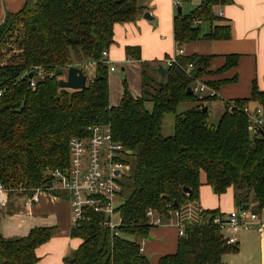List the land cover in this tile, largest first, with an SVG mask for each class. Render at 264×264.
Masks as SVG:
<instances>
[{
    "label": "trees",
    "instance_id": "trees-1",
    "mask_svg": "<svg viewBox=\"0 0 264 264\" xmlns=\"http://www.w3.org/2000/svg\"><path fill=\"white\" fill-rule=\"evenodd\" d=\"M231 2L201 0L190 14L178 13L173 27L177 49L201 40L229 39L230 26L201 35L200 24L219 20L214 8ZM147 10L141 0H27L0 25V183L9 197H29L50 182L53 170H66L71 138L87 135L90 125L110 124L114 138L131 151L126 164L134 155L133 172L122 182L123 198L131 190L119 207L120 236L112 237L96 214L80 227L72 226L71 237L82 241L72 264H151L141 249L154 227L148 209L170 222L174 211L199 205L202 173L215 194L234 188L239 208L250 205L251 211L264 214V134L251 136L241 109L264 107V91L254 82L249 98L224 101V113L212 123L209 104L219 97L188 93L194 81L184 70L193 63V76L219 91L237 77L207 76L235 68L238 55H226L222 67L210 70L216 55H178L177 63L168 66L164 61H142L140 48L128 47L127 55L141 61V95L134 97L125 79L119 105H111L110 70L103 53L115 43L116 24L136 22ZM91 62L93 77L86 88L59 86L63 78L56 75L58 68L86 71ZM159 64L165 76L156 71ZM38 67L46 76L33 87ZM183 102L194 106L179 113ZM171 113L176 115L174 134L164 136V118ZM225 216L219 209L204 210L197 220L187 221L176 252L162 256L159 264H225L226 254L240 250L239 243L227 244L226 232L213 222L216 217L226 222ZM58 233L57 225L33 227L25 236L0 233V264L37 263V249Z\"/></svg>",
    "mask_w": 264,
    "mask_h": 264
},
{
    "label": "crops",
    "instance_id": "crops-1",
    "mask_svg": "<svg viewBox=\"0 0 264 264\" xmlns=\"http://www.w3.org/2000/svg\"><path fill=\"white\" fill-rule=\"evenodd\" d=\"M148 1L147 12L151 13L152 19H146L144 17L146 12H143L136 22L115 25V43L108 51L110 62L116 68L114 71L109 69L110 103L112 106L119 105L124 93L123 84L122 86L117 85V98L112 99L114 94L112 84L114 80L117 81V66L125 71L128 77L134 68L139 69L140 88L136 94L132 91L130 77L126 81L134 97L141 95V61L127 55L128 47H139L141 60L150 62L164 61L173 56L177 50L174 41V18L183 11L181 7L176 10L175 1H179V4L181 1ZM25 3L26 0H0V25L8 12L20 11ZM179 8H181V12L178 11ZM214 10L221 18L213 24L201 22V35L209 33L217 26H230L231 37L225 40H201L189 43L184 46V50L187 55H216L210 70L222 67L226 55L236 54L239 56V62L235 68L222 74L207 76L214 80L237 77L235 81L223 84L219 90V97L223 101L221 105L217 106L214 113L215 119H217V122L214 123H218L225 111L224 101L249 98L254 82L260 90L264 91V0H232L229 4L216 6ZM251 105L255 106V104ZM209 108L210 110L212 108L210 104ZM14 198H16L14 200L17 204L24 200L29 210L21 212L19 206L18 211L9 208L10 211L7 212L4 209L6 206L3 208L4 205H1L0 233L5 237L23 236L28 234L33 227L47 225L50 217H54V224L58 226L59 233L37 249L39 261L35 264H72L71 257L82 241L78 239L77 244H71L67 237L61 236L63 232L68 233L72 229V225L64 226L63 224L64 213L68 222L71 218L73 220L68 196L55 197L44 194L39 201H32L30 205H27V195L16 193ZM197 207L203 210L219 209L226 214L239 209L232 188L220 196L215 194L211 185L207 183L205 173L201 174L199 205L195 206L190 203L186 212H183L186 214L185 217L190 210L196 211ZM178 238L179 227L175 221L153 227L149 239L141 241L143 253L149 257L151 264H159L162 256L176 252ZM237 238L240 247L239 256L242 260L240 263L231 260L228 262L229 264H264V233L258 225L250 230L240 231ZM45 246L53 249L55 252L53 257L42 258L40 251Z\"/></svg>",
    "mask_w": 264,
    "mask_h": 264
},
{
    "label": "built area",
    "instance_id": "built-area-1",
    "mask_svg": "<svg viewBox=\"0 0 264 264\" xmlns=\"http://www.w3.org/2000/svg\"><path fill=\"white\" fill-rule=\"evenodd\" d=\"M178 4L179 1H175V5ZM183 54H185L184 47L177 49L175 54L165 59L164 62L170 66L177 63L178 55ZM102 60L108 64L111 71L116 69L110 62L107 50L104 51ZM93 66L94 63L91 62L87 64L86 71L83 70L88 75V82L93 77ZM193 69V63H189L184 69L186 74L193 78L194 82L190 86L193 93L199 97H219L217 89L207 84L202 78L193 76ZM45 76L43 69L38 67L35 77L31 80V85L36 86L37 80L44 79ZM234 106L232 104L230 108L232 109ZM241 109L248 118L251 136L260 135L264 131V107L245 105ZM69 148V167L66 170H53L50 173V182L45 187L36 189L27 198V205H30L32 201H39L42 194L55 197L67 195L71 205L74 227H80L83 222L96 214L99 224L104 225L112 237L120 236L122 217L119 207L120 200L123 198L122 182L126 175V162L129 160L131 151L114 138L110 124L88 126L87 135L73 136L69 142ZM8 199L9 192L0 183V205H6ZM203 212L202 208H198L199 216ZM147 215L150 224L154 227L163 225L162 218L153 208L148 209ZM181 215L180 210L174 211L170 221H175L179 227V234L184 236L187 221L192 223L194 219L191 215L183 219ZM224 218L226 222H222L220 217L214 218L213 222L220 225V228L226 232V242L229 245L238 243L237 235L242 230H250L258 225L264 233V214L237 209L226 214Z\"/></svg>",
    "mask_w": 264,
    "mask_h": 264
},
{
    "label": "rangeland",
    "instance_id": "rangeland-1",
    "mask_svg": "<svg viewBox=\"0 0 264 264\" xmlns=\"http://www.w3.org/2000/svg\"><path fill=\"white\" fill-rule=\"evenodd\" d=\"M27 1V0H26ZM144 4H148V0H141ZM181 1V4L177 5L176 6V10L178 7H181L182 8V11H183V14H190L200 3L201 0H180ZM134 71L130 72L129 73V77H130V80L128 79V75H126V72L123 71L119 66H117V71H116V76H117V81L114 80L113 84H112V91L114 92L113 94V100L117 98V85L119 86H122L123 84V81L125 79L129 80L132 84V91L136 94V92L139 91V88H140V76H139V69L138 68H134L133 69ZM68 71V70H67ZM67 71H64L65 75H61V78L66 79L67 78ZM89 72V70L87 69V73ZM34 87V86H33ZM222 99L219 97L217 100L215 101H212L210 103V106L212 107L211 110H210V122L214 123V122H217V119H215V115L214 113L216 112V108L217 106L220 104H222ZM152 102H148L147 103V107L149 109H152ZM194 104L192 102L190 103H181L179 105V108H178V112L179 113H182L188 109H190L191 107H193ZM244 107V106H243ZM175 114L174 113H171V114H167L164 118V122H163V135L164 136H171L174 134V126H175ZM262 133V132H261ZM264 134V133H263ZM133 168H134V155L131 156L130 158V162L127 164L126 168H125V173L128 175H131L132 172H133ZM131 189H128V191H125V196L124 198H122L120 200V202L122 203V201H124L126 198H127V195L129 194ZM233 192L235 193L234 191V188H232ZM44 194L40 195V198L41 196H43ZM63 195H60L59 197H61ZM15 195H12L9 197L8 199V202L6 205L3 206V208L6 206L5 211H10L11 208H13L12 210H17L19 209V206L21 207V212L23 211H28L29 209H27V206L25 204V201L22 200L21 203L19 202V204H17V202L15 201L16 198H14ZM15 199V200H14ZM235 199V198H234ZM196 205V204H195ZM237 205V204H236ZM249 206V205H248ZM10 208V209H9ZM187 208V207H186ZM186 208L183 209V212L185 213L186 212ZM239 209H242L239 208ZM195 210H197L195 208ZM243 210V209H242ZM250 212H253L250 210V207L248 209ZM182 213V218L183 219H186L187 217H185L186 214ZM197 213V214H196ZM191 215V217H193L194 221L197 220L199 218V214L197 211H192L190 210L187 214V216ZM70 221L68 222L67 219H66V214L64 213V216H63V224L64 226L66 224H70L73 226V220L72 218L69 219ZM55 222V219L54 217H50V219L48 220V223L47 225H55L54 224ZM164 223H167L166 221H163V224ZM29 233V232H28ZM68 234V235H67ZM27 235V233H26ZM25 236V235H23ZM62 237H67L69 239V242L71 244L75 243L77 244L78 243V239L81 240L80 238H77V239H72L70 237V232H63L61 234ZM60 237V236H59ZM61 240V239H60ZM64 240V239H63ZM53 241H56V240H53ZM62 241V240H61ZM142 244V243H141ZM48 246H45V247H42V250L40 251V253H42V258L44 259H49L51 257L54 256V251L52 248H47ZM47 248V249H45ZM45 249V250H44ZM243 257V256H242ZM224 260V263L225 264H229L228 262L229 261H234V262H241L242 258H240L239 256V252L238 253H229V254H226L223 258Z\"/></svg>",
    "mask_w": 264,
    "mask_h": 264
},
{
    "label": "water",
    "instance_id": "water-1",
    "mask_svg": "<svg viewBox=\"0 0 264 264\" xmlns=\"http://www.w3.org/2000/svg\"><path fill=\"white\" fill-rule=\"evenodd\" d=\"M179 12H181V8L178 9ZM144 17L146 19H152L153 17L151 16L150 12H146L144 14ZM156 71L160 74V76H165L166 75V69L162 64H159L156 68ZM64 74V71L62 68H58L56 70V75L60 76ZM32 75V73H31ZM88 85V75L83 71V69L76 67V66H72L68 69L67 71V78L64 80H61L59 82V86L61 88H67V89H71V90H81L86 88ZM188 93L192 94V88L188 87ZM208 106H206L204 108V110H207ZM262 133H264V131H262ZM118 173V172H117ZM184 191L189 193V189L188 188H184ZM248 192H250V190H248ZM175 205H177L175 203ZM243 210H248L249 206L248 205H243L242 206ZM71 262H73V259H71Z\"/></svg>",
    "mask_w": 264,
    "mask_h": 264
}]
</instances>
